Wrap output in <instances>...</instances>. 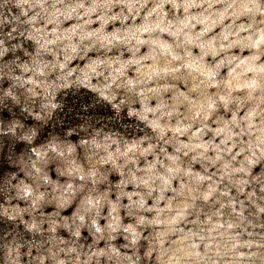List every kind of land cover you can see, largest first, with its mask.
I'll return each mask as SVG.
<instances>
[{
  "label": "clouds",
  "instance_id": "obj_1",
  "mask_svg": "<svg viewBox=\"0 0 264 264\" xmlns=\"http://www.w3.org/2000/svg\"><path fill=\"white\" fill-rule=\"evenodd\" d=\"M0 264H264V0H0Z\"/></svg>",
  "mask_w": 264,
  "mask_h": 264
}]
</instances>
